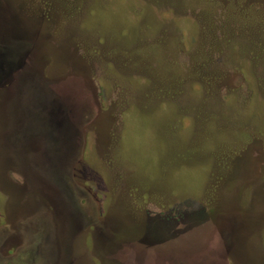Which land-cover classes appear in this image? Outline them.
Returning a JSON list of instances; mask_svg holds the SVG:
<instances>
[{
	"label": "rangeland",
	"instance_id": "rangeland-1",
	"mask_svg": "<svg viewBox=\"0 0 264 264\" xmlns=\"http://www.w3.org/2000/svg\"><path fill=\"white\" fill-rule=\"evenodd\" d=\"M193 260L264 264V0H0V264Z\"/></svg>",
	"mask_w": 264,
	"mask_h": 264
},
{
	"label": "trees",
	"instance_id": "trees-1",
	"mask_svg": "<svg viewBox=\"0 0 264 264\" xmlns=\"http://www.w3.org/2000/svg\"><path fill=\"white\" fill-rule=\"evenodd\" d=\"M20 45L21 44H19V45H17L18 46V50L20 49ZM9 61H11V60H13V59H11V58H9L8 59ZM30 73V72H29ZM30 75V77H28V79H27V83H26V87H25V89H26V91H24V94H26L27 96L28 95H37V94H39V92L40 91H43L45 94H52V91L50 90V88L49 87H47L46 86V84L45 83H43V80L42 79H35L36 78V76H35V71L34 70H32L31 71V74H29ZM37 75V74H36ZM38 76H39V74H38ZM40 77V76H39ZM23 94V95H24ZM22 95V96H23ZM48 97H50L49 95H47ZM47 103H45L44 105H46ZM51 104V100H50V102H49V105ZM52 106V105H51ZM51 106H48V107H51ZM37 108H38V106H37V102H36V99H35V97L30 101V100H28V102H27V104H26V106H25V113H24V117H26L27 115H29V113H31V114H34V110H37ZM62 110H63V108H62ZM35 115V114H34ZM35 118H36V116H35ZM62 118V117H61ZM221 247V246H220ZM51 257H52V255H51ZM191 262H193V263H190V264H195V262H196V260H193V261H191ZM197 264V263H196Z\"/></svg>",
	"mask_w": 264,
	"mask_h": 264
},
{
	"label": "flooded vegetation",
	"instance_id": "flooded-vegetation-1",
	"mask_svg": "<svg viewBox=\"0 0 264 264\" xmlns=\"http://www.w3.org/2000/svg\"><path fill=\"white\" fill-rule=\"evenodd\" d=\"M226 249V251L228 252V251H230L229 249H231L230 247L227 249V247L225 248ZM221 252V248H219L217 251H216V253H217V255H218V257L220 256V253Z\"/></svg>",
	"mask_w": 264,
	"mask_h": 264
}]
</instances>
